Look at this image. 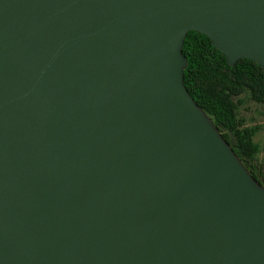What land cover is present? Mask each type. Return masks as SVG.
Instances as JSON below:
<instances>
[{
    "label": "water",
    "instance_id": "95a60500",
    "mask_svg": "<svg viewBox=\"0 0 264 264\" xmlns=\"http://www.w3.org/2000/svg\"><path fill=\"white\" fill-rule=\"evenodd\" d=\"M190 32L264 70V0H0V264H264Z\"/></svg>",
    "mask_w": 264,
    "mask_h": 264
},
{
    "label": "trees",
    "instance_id": "16d2710c",
    "mask_svg": "<svg viewBox=\"0 0 264 264\" xmlns=\"http://www.w3.org/2000/svg\"><path fill=\"white\" fill-rule=\"evenodd\" d=\"M188 67L184 84L195 102L213 120L251 175L264 186V159L256 142L260 127L243 118L246 102L264 106V70L249 60L229 66L211 41L190 32L183 47Z\"/></svg>",
    "mask_w": 264,
    "mask_h": 264
},
{
    "label": "rangeland",
    "instance_id": "374dc122",
    "mask_svg": "<svg viewBox=\"0 0 264 264\" xmlns=\"http://www.w3.org/2000/svg\"><path fill=\"white\" fill-rule=\"evenodd\" d=\"M242 114L248 126L261 128V132L256 137V142L261 146V159H264V106H258L247 101Z\"/></svg>",
    "mask_w": 264,
    "mask_h": 264
}]
</instances>
